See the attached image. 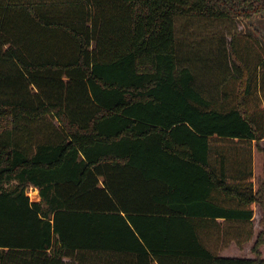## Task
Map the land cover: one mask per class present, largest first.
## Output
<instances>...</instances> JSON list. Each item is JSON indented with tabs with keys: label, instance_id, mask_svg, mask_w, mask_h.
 <instances>
[{
	"label": "trees",
	"instance_id": "obj_1",
	"mask_svg": "<svg viewBox=\"0 0 264 264\" xmlns=\"http://www.w3.org/2000/svg\"><path fill=\"white\" fill-rule=\"evenodd\" d=\"M256 18L264 0H0V264H264V43L176 31ZM257 206V258L220 256Z\"/></svg>",
	"mask_w": 264,
	"mask_h": 264
},
{
	"label": "rangeland",
	"instance_id": "obj_2",
	"mask_svg": "<svg viewBox=\"0 0 264 264\" xmlns=\"http://www.w3.org/2000/svg\"><path fill=\"white\" fill-rule=\"evenodd\" d=\"M247 25L241 21H206L202 19H180L177 21L176 31L179 40L184 43L183 45H188L192 43V40L197 41L202 45L201 40L204 39L203 48L212 49L217 47L220 41H223L225 45L228 44L231 40V36L237 33H249L252 32L256 38L260 39L264 43V20L256 18ZM217 44V45H216ZM210 46V48L208 47ZM216 50V48H215ZM184 51L189 55V51L184 46ZM188 51V52H187ZM211 53L213 51L209 50ZM200 52V51H198ZM185 56V57H187ZM230 69L233 66V63L229 61ZM264 148V143L262 145ZM256 164V176H262L263 170V155L262 153L256 152L255 156ZM30 196L35 197L34 191L30 190ZM263 212L261 208L257 207L254 221H253V230L254 236L250 242L237 246L235 243L230 244L222 252L229 250L224 256L225 258H238V259H254L256 258L252 252V248L257 240L258 234L262 231L260 221L262 219ZM261 258L264 259V245L261 250ZM221 252V253H222ZM220 253V254H221Z\"/></svg>",
	"mask_w": 264,
	"mask_h": 264
},
{
	"label": "crops",
	"instance_id": "obj_3",
	"mask_svg": "<svg viewBox=\"0 0 264 264\" xmlns=\"http://www.w3.org/2000/svg\"><path fill=\"white\" fill-rule=\"evenodd\" d=\"M263 143H264V142H263ZM263 143H262V145H263ZM263 149H264V148H263ZM256 178H257V176H256ZM257 207H258V206H257ZM257 207H256V209H255V213H256ZM258 208H259V207H258ZM259 209H260V208H259ZM227 252H229V250L222 252L220 256H224ZM255 257H256V255H255ZM256 258H257V257H256ZM256 258H254V259H256Z\"/></svg>",
	"mask_w": 264,
	"mask_h": 264
}]
</instances>
